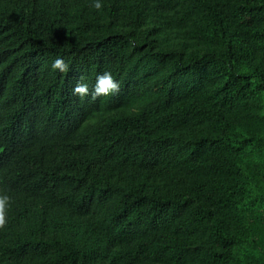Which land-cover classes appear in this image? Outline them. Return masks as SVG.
<instances>
[{"label":"trees","instance_id":"obj_1","mask_svg":"<svg viewBox=\"0 0 264 264\" xmlns=\"http://www.w3.org/2000/svg\"><path fill=\"white\" fill-rule=\"evenodd\" d=\"M90 3L0 0V264H264V0Z\"/></svg>","mask_w":264,"mask_h":264},{"label":"clouds","instance_id":"obj_2","mask_svg":"<svg viewBox=\"0 0 264 264\" xmlns=\"http://www.w3.org/2000/svg\"><path fill=\"white\" fill-rule=\"evenodd\" d=\"M90 6L97 12H100L103 8L102 0H91ZM69 67V64L60 57L56 58L51 64V69L59 73H67ZM120 89L121 84L114 78L113 74L109 71H104L96 76L95 83L92 85L91 89L88 83L77 82L73 87V95L77 96L81 101L85 98L95 100L98 97L115 96L120 92ZM9 207L10 198L0 184V228L6 225L7 210Z\"/></svg>","mask_w":264,"mask_h":264}]
</instances>
